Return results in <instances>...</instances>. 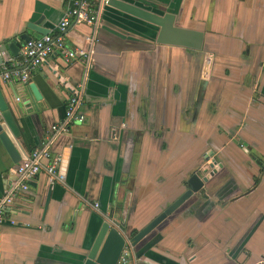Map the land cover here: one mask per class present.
Returning <instances> with one entry per match:
<instances>
[{
    "label": "crops",
    "instance_id": "obj_1",
    "mask_svg": "<svg viewBox=\"0 0 264 264\" xmlns=\"http://www.w3.org/2000/svg\"><path fill=\"white\" fill-rule=\"evenodd\" d=\"M121 1L171 13L174 27L202 32V47L158 45L157 27L103 7L96 25L64 35L86 59L53 56L30 74L38 100L28 84L0 81V125L17 163L62 119L76 86L83 116L50 146L63 181L39 173L10 207L15 225L0 224V264H78L124 199L125 231L140 230L212 161L220 168L131 247V264H264V0ZM68 2L0 0V46L53 33ZM20 53L0 54V74ZM14 166L0 144V196Z\"/></svg>",
    "mask_w": 264,
    "mask_h": 264
},
{
    "label": "built area",
    "instance_id": "obj_2",
    "mask_svg": "<svg viewBox=\"0 0 264 264\" xmlns=\"http://www.w3.org/2000/svg\"><path fill=\"white\" fill-rule=\"evenodd\" d=\"M106 3L107 0H93V2L91 0H69L55 31L23 44L20 60L15 64V67L21 68L11 67L12 70H9L8 67L3 66L1 68L0 81H15L20 85L26 86L30 74L36 71L50 57L56 56L65 64L78 58L86 59L89 55L88 52L71 48L64 42L65 32L73 24L96 25L98 12L106 6ZM79 88V86H76V88L70 89L62 119L49 128L44 136V141L31 150L28 156L17 163L13 169L12 178L3 188L0 196V224L7 220L10 226L15 225L13 220L7 219L10 207L20 193L28 191L30 183L39 173L42 172L45 175L49 184L63 181V175L59 170L60 157L50 152V146L57 136L68 132L69 126L73 122H83V116L77 113ZM92 207L96 209L97 205L93 204ZM131 256V246L126 241L116 264H131Z\"/></svg>",
    "mask_w": 264,
    "mask_h": 264
},
{
    "label": "water",
    "instance_id": "obj_3",
    "mask_svg": "<svg viewBox=\"0 0 264 264\" xmlns=\"http://www.w3.org/2000/svg\"><path fill=\"white\" fill-rule=\"evenodd\" d=\"M105 7H109L122 14L157 27L158 30L154 42L158 45L176 46L195 51L200 50L202 47V32L188 31L174 27L172 25L174 18L171 13H165L159 16L151 12L147 7L125 3L121 0H107ZM29 28L35 31L32 27L29 26ZM28 41H30V37L26 34H21L17 36V38L11 39L4 45L0 46V54L6 50L12 58H17L21 46ZM1 64L2 59L0 58V65ZM204 86L205 82L202 80L198 86L197 97L201 96ZM27 88L33 99L38 100L39 96L33 84H28ZM2 106L3 100L0 97L1 110H3V108H1ZM6 135L8 134L4 126L0 125V144L9 154L12 164H15L16 166L19 159L17 160L14 156L15 154L17 155V152L14 150ZM240 145L243 149L245 148V144ZM215 165L214 161L210 162L206 167L207 172H205L206 174L203 173V176H199L196 172L192 173L185 181V190L145 226L135 232L127 233L124 229V203L127 201V198L125 197L126 199H124L120 209L119 220L114 222L107 218L100 224L90 248L80 257L78 264H116L124 243L126 241L129 242L130 246L133 248L189 197L201 191L203 185L220 168V165ZM150 264L155 263L151 262Z\"/></svg>",
    "mask_w": 264,
    "mask_h": 264
},
{
    "label": "rangeland",
    "instance_id": "obj_4",
    "mask_svg": "<svg viewBox=\"0 0 264 264\" xmlns=\"http://www.w3.org/2000/svg\"><path fill=\"white\" fill-rule=\"evenodd\" d=\"M201 160L203 161V163H204V161H205V156L203 155V157L201 158ZM203 165V164H202ZM201 168V167H200ZM199 168V170H197L196 171V173L199 175V176H203V173H205V172H207V168H206V166H205V168L206 169H200Z\"/></svg>",
    "mask_w": 264,
    "mask_h": 264
},
{
    "label": "trees",
    "instance_id": "obj_5",
    "mask_svg": "<svg viewBox=\"0 0 264 264\" xmlns=\"http://www.w3.org/2000/svg\"><path fill=\"white\" fill-rule=\"evenodd\" d=\"M256 182H257V181H256V179H255V180L253 181V184L255 185V184H256Z\"/></svg>",
    "mask_w": 264,
    "mask_h": 264
},
{
    "label": "flooded vegetation",
    "instance_id": "obj_6",
    "mask_svg": "<svg viewBox=\"0 0 264 264\" xmlns=\"http://www.w3.org/2000/svg\"><path fill=\"white\" fill-rule=\"evenodd\" d=\"M206 174V173H205Z\"/></svg>",
    "mask_w": 264,
    "mask_h": 264
}]
</instances>
